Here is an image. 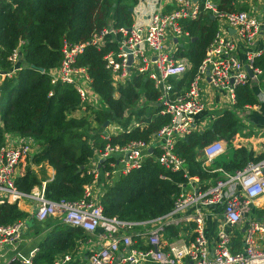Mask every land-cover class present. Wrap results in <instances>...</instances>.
Instances as JSON below:
<instances>
[{
  "label": "built area",
  "instance_id": "built-area-1",
  "mask_svg": "<svg viewBox=\"0 0 264 264\" xmlns=\"http://www.w3.org/2000/svg\"><path fill=\"white\" fill-rule=\"evenodd\" d=\"M246 4L248 9L219 10L215 0H137L132 14L133 17L141 15L140 20H133L128 27L107 23L86 41L64 43L61 59L48 70V75L51 82L70 83L80 97L81 108L94 107L100 98L91 87L86 67L75 64V58L85 45L99 48L106 39H113L115 49L102 54L112 85L127 81L133 74L150 79L157 91L154 104L159 106V114L168 115V120L146 140L106 142L97 149L88 163L93 178L83 186L81 197L72 201L45 197L44 181L28 192L15 186L13 175L17 165H24V159L34 152L37 144L28 135L5 132L0 145V202L28 200L36 221L56 217L65 224L79 226L88 234L96 233L98 239L87 252V264H264V203L254 204V199L264 194V154L256 160L248 159L242 167L231 171L219 168V177L202 184L197 175L187 174L183 158L173 149L177 137L208 124L209 116L200 117V114L208 107L210 91L218 95L214 102L217 109H232L234 88L254 85L257 102L235 110L237 115L244 108L255 109L264 102V91L258 86L261 69L252 63L256 55L264 52L263 43H257L264 33V0H252V4L247 0ZM201 12L211 14L216 27L195 73L183 91L177 92L172 79L184 72L188 61L176 50L190 37L182 28L181 20L195 19ZM18 57V50L14 48L8 56L10 69L0 71V80L17 68ZM133 122L132 125H140L135 119ZM114 128L121 129L119 125ZM117 131L105 128L100 136L106 139ZM153 147L159 152L152 153ZM224 148L221 139L205 144L201 148L202 165L213 161ZM258 149L264 152V143ZM148 155H153L166 169L182 170L186 177L178 183L172 207L141 221L103 215L99 203L102 183L108 184L118 174L138 167ZM103 159H108L109 170L103 168ZM99 174L103 176L102 183L98 182ZM254 207L259 209L258 213H254ZM217 210L222 221L209 237L206 220ZM240 221L245 222L241 245L232 251V230ZM168 225L183 231L167 239L165 227ZM23 229L22 218L0 223V264L11 261L34 264L33 251L28 255L15 252L2 260L7 247L13 245ZM71 260V253H63L50 264H66Z\"/></svg>",
  "mask_w": 264,
  "mask_h": 264
},
{
  "label": "trees",
  "instance_id": "trees-1",
  "mask_svg": "<svg viewBox=\"0 0 264 264\" xmlns=\"http://www.w3.org/2000/svg\"><path fill=\"white\" fill-rule=\"evenodd\" d=\"M134 2L0 0V68L10 69L8 56L14 48L19 53L17 68L0 80V145L5 132L28 135L37 144L34 152L24 159V165H17L13 175V182L19 190L28 192L44 180L45 197L76 200L81 197L83 186L93 178L88 163L97 149L106 142L122 144L130 139L146 140L156 128L167 122L168 115L159 114V106L154 104L157 91L150 79L133 74L127 81L112 85L110 74L103 66L102 54L115 49L113 39H106L99 48L85 45L75 58V64L86 67L91 87L103 102L99 108L89 105L81 108L75 88L67 82H51L48 75V70L59 63L64 43L86 41L107 23L113 27H128L133 21L129 8ZM238 2L215 0L219 10L246 7ZM181 25L190 37L176 50L188 61L184 72L172 79L177 92L183 91L195 73L216 22L208 12H201L195 19L181 20ZM262 43L264 45V33ZM252 63L261 69L258 86L264 91V52L256 55ZM255 91L254 85H237L232 109L222 108L213 115L206 111L201 113L200 117L209 116L208 124L176 138L173 149L183 158L188 175H197L208 181L219 176V172L210 171L201 163V148L216 139L232 148L230 158L222 163L224 170L240 168L248 159L256 160L264 154L243 141L233 144L238 133L247 135L253 132L252 128L243 131L249 124L246 125L235 110L256 103ZM140 95L142 104L133 107ZM126 108L128 110L123 115ZM131 117L140 125L127 127ZM110 121L120 124L121 129L106 139L101 138V125L104 127ZM152 150V153L159 152L156 147ZM107 160L103 159L101 163L109 170ZM41 163L52 168L51 177H46L42 168L34 169V165ZM185 180L182 170L166 169L154 160L153 155H148L138 167L126 174H118L108 184L102 183L99 196L102 213L131 221L156 217L172 207L178 183ZM254 210L259 212L255 207ZM25 215L26 212L15 203L0 202V223H9ZM176 229L172 225L166 226V236H173ZM86 236L79 226L57 219L38 242L32 261L34 264H50L59 255L74 252L78 241ZM240 245V231L236 230L231 238V250Z\"/></svg>",
  "mask_w": 264,
  "mask_h": 264
},
{
  "label": "crops",
  "instance_id": "crops-1",
  "mask_svg": "<svg viewBox=\"0 0 264 264\" xmlns=\"http://www.w3.org/2000/svg\"><path fill=\"white\" fill-rule=\"evenodd\" d=\"M248 1H251V0H248ZM246 2H247V0H239L238 3L239 4L240 3L246 4ZM136 5H137V0L130 7L132 12H133L134 6H136ZM252 7H253V5L251 6V8ZM141 18H142L141 15H138L136 17H133V20H140ZM257 43L262 45V38L261 37L259 38ZM1 70L2 69L0 68V71ZM207 97L210 101L208 100V107L206 109V112L212 113L214 110L217 109L214 102L217 100L218 95H217V93L210 91V93ZM210 102L213 104H211ZM246 109H248L250 115H245V112L243 110H246ZM243 110H241V111H243V114H242V112H238V117L244 123L248 122V120L250 119L251 122L254 124L253 126L256 129H258L259 131L262 130L264 132V102L259 103L258 107L255 109L244 108ZM248 124H249V122L246 123V125H248ZM0 126H1V121H0ZM244 130H245V128L243 129V131ZM256 139H257V141H251V138L249 140H246V138H245V141H243V142L251 144L252 148L256 149L257 145H258L257 148H259L264 143V140H260V139H263V137L261 135ZM241 140H244V137L239 138V137L235 136V138L233 140V144L240 142ZM215 158L213 159V161H211L210 163L203 165V166L206 167L207 169H209L210 171L219 172V176H220L219 168H222L224 170V168L222 167V163L225 160H227L228 158H230V156L226 157V159L223 160L221 164H219L215 160ZM33 167L36 171H38L40 168H42L45 176L48 178L51 177L53 174L52 168L50 166H48L46 163L34 165ZM100 178H103L102 174H99V176H98V182L102 183L103 180H101ZM43 181L44 180H41V182H43ZM200 181L202 184H206V182H208L207 179H201ZM35 187H37V185H35ZM262 203H264V194L259 195L258 197H256L254 199L255 205H261ZM15 204L18 208H20L21 210L26 212V215L24 217H22V219L24 220V229L22 231L21 236L13 243V245L7 247V249L3 253L2 260L9 259L12 256V254L15 252H20L23 255H28L30 251H33V254H34L36 249H37V245H38V242L40 241V239L47 232V230L50 229V227L54 224V222L57 221V219H58V218L56 219V217H54V218L51 217V218L45 219L44 221H36L31 215V206H30L28 200H21ZM254 213H258V212H255V210H254ZM221 221H222L221 215H220L218 210L214 211V213H212V215L208 217V219L206 220V229L205 230H206V234L209 237L213 235L214 230L216 229L217 226L220 225ZM244 224H245L244 221H240L239 223H237L235 225V227L232 230L233 235H234V231H236V230L240 231V243H241V230H242ZM176 228H178V229H176V233L173 236L167 237V239H170L171 237H176L183 231V229H181L180 227H176ZM98 230H100V229H98ZM84 233H86V235H87L86 238L82 241H78V244H77L75 251L71 252L72 260L66 264H87V261H86L87 252L92 245H95V242L98 239V237H97L96 233L88 234L85 231H84ZM87 238H88V240H86ZM10 264H17V262L11 261ZM38 264H44V263H38Z\"/></svg>",
  "mask_w": 264,
  "mask_h": 264
},
{
  "label": "rangeland",
  "instance_id": "rangeland-1",
  "mask_svg": "<svg viewBox=\"0 0 264 264\" xmlns=\"http://www.w3.org/2000/svg\"><path fill=\"white\" fill-rule=\"evenodd\" d=\"M127 2H131V0H126ZM136 1V0H135ZM251 2V4H252V0L250 1ZM246 5V7H243V8H241V9H248L247 8V4H245ZM143 98L141 97V95H140V97L136 100V102H135V104H134V106L133 107H135V106H140L141 104H142V100ZM103 102L99 99V100H97V102L93 105L94 106V108H99L101 105H103L102 104ZM128 109L126 108L125 109V112L127 111ZM219 109H216V110H214L213 112H212V115L213 114H215V112L216 111H218ZM244 112H245V115H250V113H249V111H248V109H246V110H243ZM242 111V112H243ZM77 114H79V113H77ZM122 117H124V116H122ZM134 121V118L133 117H131V118H129V120H128V122H127V127L128 126H130V125H132V123H134L133 122ZM248 122H249V126H246L245 127V130H248L249 128H252L253 129V132L252 133H250V134H247V135H243L242 133H238L237 135H236V137H239V138H243L244 137V140H241V141H245V138H246V140H249L250 138H251V141H257V139L256 138H258L260 135L263 137V139H260V140H264V132L262 131V130H258V129H256L253 125V123L251 122V120L249 119L248 120ZM248 122H246V123H248ZM116 125H119V126H121L120 124H118L117 122H115V121H110V122H106V125H104V127L106 128V131H117L115 128L113 129V126H116ZM103 127V125H101V129L102 130H105V128ZM104 128V129H103ZM234 140V139H233ZM259 140V141H260ZM249 144V143H248ZM251 145V144H250ZM227 145H225V148H224V151L220 154V155H218L216 158H215V160L219 163V164H221L222 163V161L223 160H225L226 159V157H228V156H231V154H232V148L230 147V146H227ZM257 147H258V145H257ZM256 147V149H258ZM217 177H219V176H217Z\"/></svg>",
  "mask_w": 264,
  "mask_h": 264
},
{
  "label": "water",
  "instance_id": "water-1",
  "mask_svg": "<svg viewBox=\"0 0 264 264\" xmlns=\"http://www.w3.org/2000/svg\"><path fill=\"white\" fill-rule=\"evenodd\" d=\"M129 9H131V8H129ZM209 17L210 18H212V15L211 14H209ZM229 30H231V29H229ZM175 40V39H174ZM245 67H246V70H247V73L250 75L251 74V71H250V69L249 68H247V66L245 65ZM40 70H42L41 68H39Z\"/></svg>",
  "mask_w": 264,
  "mask_h": 264
}]
</instances>
